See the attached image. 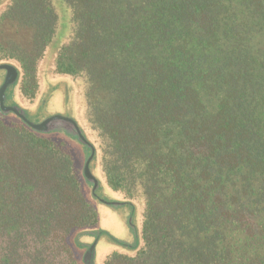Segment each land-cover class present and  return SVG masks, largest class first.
<instances>
[{"label": "trees", "instance_id": "obj_1", "mask_svg": "<svg viewBox=\"0 0 264 264\" xmlns=\"http://www.w3.org/2000/svg\"><path fill=\"white\" fill-rule=\"evenodd\" d=\"M61 1L51 73L110 187L144 196L142 249L106 264H264V0ZM16 6L35 69L57 13ZM2 112L0 264H77L67 235L96 213L69 147Z\"/></svg>", "mask_w": 264, "mask_h": 264}, {"label": "rangeland", "instance_id": "obj_2", "mask_svg": "<svg viewBox=\"0 0 264 264\" xmlns=\"http://www.w3.org/2000/svg\"><path fill=\"white\" fill-rule=\"evenodd\" d=\"M9 1L1 0L0 9L7 7ZM52 5L58 18L55 34L44 48L43 56L35 60V69L28 60L25 59L23 62L22 59L24 52L32 51L31 30L19 24L21 22L16 17L22 9L16 6L13 11H6L0 15V55L10 52L16 54L22 59L25 70L21 81L16 80L7 87L4 103L19 110L22 108V112L32 113L39 103L44 102L46 90L52 85L54 89L41 110L42 115L68 117L80 127L82 125L80 118L84 114L82 99L75 95L68 97L67 83L59 77L60 74L51 73L58 46L65 41L70 29L68 7L61 0H52ZM12 64L18 65L11 61ZM3 78L4 73L0 70V85ZM63 87L65 89L60 91ZM2 117L16 120L15 114L11 111H3ZM35 117L38 119L39 115L35 114L30 118ZM40 134L67 143L77 171L81 193L96 213V221L93 224L73 228L67 235V243L77 264H86L87 254H92V264H106V260L113 256H135L144 244L143 194L136 192L130 197L119 189L111 188L107 183L100 158L95 152L92 155L89 142L86 144L80 139L70 122L62 119L52 120L48 123L47 129ZM90 157L89 170L96 184L84 174V166Z\"/></svg>", "mask_w": 264, "mask_h": 264}, {"label": "water", "instance_id": "obj_3", "mask_svg": "<svg viewBox=\"0 0 264 264\" xmlns=\"http://www.w3.org/2000/svg\"><path fill=\"white\" fill-rule=\"evenodd\" d=\"M1 69L5 70L4 81L0 86V109L1 110L12 111L17 116H19L21 118V120H23L27 125H29L33 130L40 131V132L45 131L47 129L48 123L52 120L62 119V120L68 121L73 125V127H74L75 131L77 132V134L79 135L80 139L83 142H85L86 144H88L86 139L81 134V131L78 128L76 122L73 121L71 118L59 116V115H53V116L46 115V114L42 115L41 110H43L44 106L46 105V102L49 99V96L53 92L54 87L52 85H49L47 90H46L45 96L43 98L44 102L39 103L32 113H29V114L27 113L30 117H33L35 114H38L39 120H41L42 117L45 116L46 118L43 119L42 121H39L37 123L30 122L25 116H23L22 114L19 113L17 107H11V106L4 105V103H3L4 92L9 85H11L13 82L16 81L19 72H18L17 68L11 64L10 65L9 64H0V70ZM91 153H92V155L94 153L93 147H91ZM92 155H91V157H92ZM91 157L88 159V161L86 162V164L84 166V174L87 178H89L90 180H93L94 184H96V180L89 170V162H90ZM85 263L86 264H92V254L86 255Z\"/></svg>", "mask_w": 264, "mask_h": 264}, {"label": "flooded vegetation", "instance_id": "obj_4", "mask_svg": "<svg viewBox=\"0 0 264 264\" xmlns=\"http://www.w3.org/2000/svg\"><path fill=\"white\" fill-rule=\"evenodd\" d=\"M1 1V0H0ZM6 1H9V0H6ZM10 2V1H9ZM6 3V2H5ZM6 5V4H5ZM9 12L10 11V3L8 4V6L6 7V6H4L2 9H0V15L1 14H4L5 12ZM9 39H10V37H9ZM0 63L1 64H11V61H10V54L9 53H7L6 55H0ZM13 65V64H12ZM14 66L17 68V70H18V72H19V74H18V77H17V79L16 80H19V81H21L22 80V77H23V68L21 67V65L20 64H18V65H15L14 64ZM1 71H3V73H4V77H5V70L4 69H1ZM3 81H4V78L2 79V82H1V84L3 83ZM1 86V85H0ZM7 89V88H6ZM65 89V87H63L62 89H60V91H63ZM6 91V90H5ZM4 97H5V92H4ZM3 103H4V99H3ZM4 105H5V103H4ZM6 106H10V105H6ZM11 107H13V106H11ZM18 109V108H17ZM22 109V108H21ZM23 110V109H22ZM18 111H19V113L20 114H22L23 116H25L30 122H33V123H37V122H39V121H42L43 119H45L46 117H42V119L41 120H38L37 119V117H35V118H30L29 116H28V114H27V112L26 111H24V112H22L21 110H19L18 109ZM10 112V111H9ZM12 112V111H11ZM17 116V115H16ZM18 118H20L19 116H17ZM21 119V118H20ZM22 122L24 123V124H26L23 120H22ZM27 125V124H26ZM29 128H31L29 125H27ZM32 129V128H31ZM88 146H90L89 144H88Z\"/></svg>", "mask_w": 264, "mask_h": 264}]
</instances>
